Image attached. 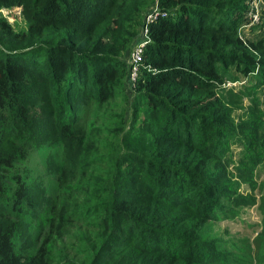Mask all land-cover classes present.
<instances>
[{
  "label": "trees",
  "instance_id": "obj_1",
  "mask_svg": "<svg viewBox=\"0 0 264 264\" xmlns=\"http://www.w3.org/2000/svg\"><path fill=\"white\" fill-rule=\"evenodd\" d=\"M244 1L0 0L29 16L0 19V264H235L212 228L232 162L262 153L243 99L264 94V33L239 38ZM110 103L89 134L88 106ZM36 158L54 196L19 171Z\"/></svg>",
  "mask_w": 264,
  "mask_h": 264
},
{
  "label": "rangeland",
  "instance_id": "obj_2",
  "mask_svg": "<svg viewBox=\"0 0 264 264\" xmlns=\"http://www.w3.org/2000/svg\"><path fill=\"white\" fill-rule=\"evenodd\" d=\"M243 17L236 22L238 26L239 38L245 40L250 38L252 34L256 32L264 33V3L262 0H245L242 3ZM28 14L22 12L21 9H1L0 19H4L10 24L16 32L25 31L28 27ZM140 35V34H139ZM131 54V53H130ZM128 55L127 61L129 60ZM128 96H132V90L129 87L127 90ZM129 103L123 107V104L118 102L117 110L126 109V115L129 116L128 111ZM244 111L248 116H257L256 128L258 129L260 149L262 153L255 156V161L252 162L248 158H241L232 162L231 165L237 166L234 169L230 167V171H233L232 182L235 184L233 188L234 194L230 196L232 199L230 203V211H228L229 217L221 219L220 223L213 226L212 232L216 235L218 240L227 242L224 251L230 254L235 264H264V94L259 96L255 100L253 96V102H249L247 99H243ZM99 107L89 105L87 111L83 114L85 119L88 118V124L84 125V129L89 131V134L93 131H97L95 123V116H116L118 111L114 107L113 103L108 106H102V111ZM256 111V112H255ZM13 117L7 118L6 129L8 131L17 126L13 123ZM100 126L103 123H110V121H97ZM4 128V125L0 126V129ZM7 141L13 143L14 137L11 136ZM30 141L27 142V145ZM30 167L21 166L19 168L20 173L25 176L28 172L32 173L33 178L41 176L45 178L44 187L47 189V195L54 196L55 185L51 178H48L45 171V161L36 158L28 164ZM1 178L4 177L8 181L14 176L9 173L0 174ZM3 179V178H2ZM49 202H45L44 207ZM36 236V229L31 232V240Z\"/></svg>",
  "mask_w": 264,
  "mask_h": 264
},
{
  "label": "built area",
  "instance_id": "obj_3",
  "mask_svg": "<svg viewBox=\"0 0 264 264\" xmlns=\"http://www.w3.org/2000/svg\"><path fill=\"white\" fill-rule=\"evenodd\" d=\"M156 11L157 10L155 9L153 13L146 16L145 26H143L140 35L138 36V39L134 44L133 50L131 51L128 60V66L130 70L129 81L131 84L135 83L141 63L143 62V52L145 50L147 43L149 42V39L147 37V27L150 21H152L157 17L155 13Z\"/></svg>",
  "mask_w": 264,
  "mask_h": 264
}]
</instances>
